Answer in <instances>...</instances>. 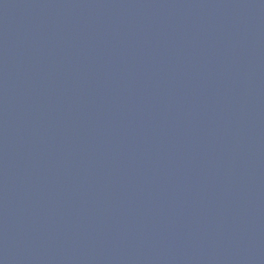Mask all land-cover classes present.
Instances as JSON below:
<instances>
[{"label":"water","instance_id":"1","mask_svg":"<svg viewBox=\"0 0 264 264\" xmlns=\"http://www.w3.org/2000/svg\"><path fill=\"white\" fill-rule=\"evenodd\" d=\"M0 264H264V0H0Z\"/></svg>","mask_w":264,"mask_h":264}]
</instances>
